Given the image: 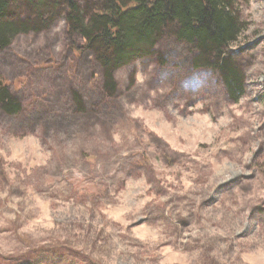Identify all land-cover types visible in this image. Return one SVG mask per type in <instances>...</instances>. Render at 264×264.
Masks as SVG:
<instances>
[{"label":"rangeland","instance_id":"rangeland-1","mask_svg":"<svg viewBox=\"0 0 264 264\" xmlns=\"http://www.w3.org/2000/svg\"><path fill=\"white\" fill-rule=\"evenodd\" d=\"M235 3L237 101L171 33L113 92L64 11L0 49V264H264V0Z\"/></svg>","mask_w":264,"mask_h":264},{"label":"trees","instance_id":"trees-1","mask_svg":"<svg viewBox=\"0 0 264 264\" xmlns=\"http://www.w3.org/2000/svg\"><path fill=\"white\" fill-rule=\"evenodd\" d=\"M94 1L0 0V49L19 34L47 29L64 11L72 49L92 53L102 85L111 92L118 68L153 54L163 35L171 33L186 44L195 69L216 72L230 100L237 101L244 93L243 73L229 50L245 27L235 0ZM77 35L80 42L74 39ZM74 99H80L76 92ZM0 103L11 112L19 107L4 86H0Z\"/></svg>","mask_w":264,"mask_h":264}]
</instances>
